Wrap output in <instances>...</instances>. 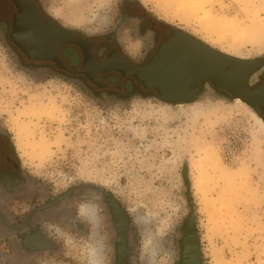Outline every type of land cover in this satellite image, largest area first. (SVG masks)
I'll return each mask as SVG.
<instances>
[{"label": "rangeland", "instance_id": "374dc122", "mask_svg": "<svg viewBox=\"0 0 264 264\" xmlns=\"http://www.w3.org/2000/svg\"><path fill=\"white\" fill-rule=\"evenodd\" d=\"M122 0H42L64 27L88 36L109 30ZM151 15L220 54L264 57V0H137ZM141 40L125 46L138 52ZM173 108L156 100L104 104L76 83L36 78L0 44V124L32 177L60 195L79 184L112 193L138 234L137 264H176L189 214L188 165L204 264H264V124L245 105L215 100ZM208 156L206 166L204 158ZM204 165L201 176L191 164ZM207 178V181H206ZM204 179L205 186L196 187ZM80 234L55 221L60 252L18 264H113L115 233L99 216ZM5 258V257H4ZM1 264V262H0Z\"/></svg>", "mask_w": 264, "mask_h": 264}, {"label": "flooded vegetation", "instance_id": "af4514ba", "mask_svg": "<svg viewBox=\"0 0 264 264\" xmlns=\"http://www.w3.org/2000/svg\"><path fill=\"white\" fill-rule=\"evenodd\" d=\"M22 16L33 20L38 28L39 43L32 46V59L18 45L24 42L18 32L20 24L24 23ZM53 23L63 26L48 12L42 0H0V44L12 53L17 66L30 67L39 78L50 75L70 80L104 104H125L140 98V94H157L155 89L146 88L144 83L129 74L133 69L146 67L159 47L180 31L151 15L137 0H122L112 27L100 35L88 36L76 30L65 33ZM133 38L141 40L136 53L125 46ZM111 58L112 69L98 72V65ZM246 61L237 64L240 71L237 78L243 82L241 87L233 89L234 94L251 103L264 116V57ZM227 72L223 69L224 74ZM190 91L202 97L216 94L211 82L205 79L199 88L191 86ZM221 92L233 95L225 89ZM50 194L48 188L32 177L11 130L0 124V246L6 247L5 251L16 252L24 259L32 258V249L37 250L39 246L34 241L40 239V234L50 238L46 224L51 221L84 234L90 224L78 215L82 204L97 207V213L106 218L107 225L116 236L110 226L109 209L105 203L108 198L90 193L95 202L58 205L53 203L61 200L64 194ZM117 202L131 220L122 202L118 199ZM38 210L40 212L32 215Z\"/></svg>", "mask_w": 264, "mask_h": 264}, {"label": "water", "instance_id": "95a60500", "mask_svg": "<svg viewBox=\"0 0 264 264\" xmlns=\"http://www.w3.org/2000/svg\"><path fill=\"white\" fill-rule=\"evenodd\" d=\"M21 19L24 23L20 24L18 32L24 42L18 45L32 59V46L39 43L38 34L36 33L38 32V28L33 24V20L30 21V19L28 20L23 16ZM53 25L63 29L65 33L75 32L72 28L54 23ZM90 58L92 59V57ZM120 61L124 66L128 67L124 60L120 59ZM245 62L247 61L241 58H234L226 54L217 53L195 40L190 34H186L180 30L159 47L146 67L139 70L131 69L132 72L129 75L144 83L146 88H153L157 92V94L152 92L140 94V99L156 100L173 108L202 102L204 100L203 97L200 95L195 96V93L190 91V87L195 86L199 88L202 80H209L213 87V92L216 93L211 95L215 100L230 103L240 101L253 110L264 124V116H261L256 111L255 106L234 94L235 88L241 87L243 82L237 78V74L240 72L237 64ZM112 64V58L101 63L97 67L98 72L109 71L112 69ZM21 68L36 78H39L34 75L30 67L21 66ZM223 69H226L228 72L224 74ZM221 80L226 83L223 84V81L221 83ZM221 89H225L233 95L224 94L221 92ZM95 98L100 100L97 96ZM182 178L187 190L185 196L188 200L189 214L183 221L177 236L178 259L176 264H204L188 165L183 168ZM90 193L100 194L108 198V200H105V203L109 209L110 226L116 232L113 242V264H137L138 234L133 229L134 226L131 220L125 216L122 206L110 192L92 184H79L66 192L61 197V200H56L53 204L59 205L64 202H95L96 200L89 196ZM38 212L40 210L34 212L32 215ZM34 242L39 246L37 250L32 249V257L40 258L44 253H58L61 249L58 243L43 233L40 234V239ZM0 262L1 264H18L13 262V260L4 258L1 253Z\"/></svg>", "mask_w": 264, "mask_h": 264}, {"label": "bare ground", "instance_id": "6f19581e", "mask_svg": "<svg viewBox=\"0 0 264 264\" xmlns=\"http://www.w3.org/2000/svg\"><path fill=\"white\" fill-rule=\"evenodd\" d=\"M236 103L242 104L240 101H236ZM242 105H244V104H242ZM260 123L262 124V121L261 120H260ZM208 158L209 157L206 156L204 158V160H203L204 163H205V166L207 165L206 162L208 161ZM191 168H192L193 171H197L201 176L203 175V173H202V171L204 169V165L203 164H201V163H200V165H199V163L191 164ZM206 181H207V178H206ZM206 181L204 179L199 180L198 182H196L195 185H196V187H198V186L203 187V186H205ZM82 215L86 219L90 220L94 224L95 227L97 226V224H98V217L96 215V209H95V207H91V206L90 207L89 206L83 207L82 208Z\"/></svg>", "mask_w": 264, "mask_h": 264}]
</instances>
